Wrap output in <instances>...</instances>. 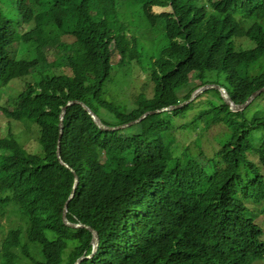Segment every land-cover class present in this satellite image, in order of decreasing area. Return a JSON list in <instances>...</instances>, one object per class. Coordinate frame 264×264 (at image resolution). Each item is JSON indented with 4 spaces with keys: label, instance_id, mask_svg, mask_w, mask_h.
<instances>
[{
    "label": "trees",
    "instance_id": "obj_1",
    "mask_svg": "<svg viewBox=\"0 0 264 264\" xmlns=\"http://www.w3.org/2000/svg\"><path fill=\"white\" fill-rule=\"evenodd\" d=\"M121 1L139 4L148 25H162L166 39L149 57L153 98L144 100L148 105L139 100L129 113L103 98L115 54L120 65L128 56L140 62L144 55L129 29L116 22ZM155 7L163 11L155 13ZM15 10V20L0 11V89L15 79L44 76L0 112L8 121L34 123L42 152L28 150L9 129L0 136V207L25 220L26 238L41 259L22 243L23 231L15 229L2 242L0 264H20L16 250L34 264H75L93 252V245L89 231L70 229L62 220L74 184L73 173L58 159L64 105L82 101L99 117L102 111L112 115L100 117L106 125L127 124L169 107L166 100L192 72L224 73L232 97L244 103L264 86V73L248 70L264 59V0H18ZM245 23L252 26L245 29ZM241 40L253 48H241ZM59 46L67 52L59 66L70 75L45 72L47 51ZM25 49L36 58H20ZM222 98V104L195 118L208 117L209 125L220 122L231 130L211 159V171L194 159H175L160 137L102 131L81 105L68 108L61 157L79 185L67 218L95 230L100 242L94 257L81 264L264 261V226L250 208L264 207V139L259 146L251 142L254 130L264 129V114L248 119L246 110L233 112Z\"/></svg>",
    "mask_w": 264,
    "mask_h": 264
},
{
    "label": "rangeland",
    "instance_id": "obj_2",
    "mask_svg": "<svg viewBox=\"0 0 264 264\" xmlns=\"http://www.w3.org/2000/svg\"><path fill=\"white\" fill-rule=\"evenodd\" d=\"M16 2H18V0H4L0 3V11L4 17L15 20ZM153 11L155 13H161L163 9L155 7ZM115 13V19L118 25L120 27L123 25L129 29V36H133L138 40L139 48L144 55L140 62L128 56L124 64L120 65L118 63L120 57L118 54H115L112 77L105 83L103 98L114 102L121 108L123 113H129L136 105L138 108L139 100L144 105H148L144 100L150 101L153 98L155 84L148 78V73L151 71V59L149 57L153 54H157L161 48L166 45V39L164 37V28L162 25L159 24L155 29H152L148 25L139 4L121 1ZM251 26L252 23H245V29H249ZM35 27V23L31 27L26 26V31H30ZM67 42L72 43L73 40L68 39ZM240 47L246 50L252 49L253 44L246 40H241ZM61 48V46L58 48L53 47L47 51V66L49 67L45 65V67H47L46 73L53 74L56 72V74L70 75L69 69L59 66L61 57L67 54V52ZM21 52L19 57L22 59L36 58V56L32 52L29 53L27 49L21 50ZM48 68L51 70L48 71ZM248 70L251 75L264 73V59L257 62ZM248 70L243 68L242 74L247 76ZM43 76L44 75L39 72L26 78L15 79L8 86L1 88L0 107L10 103L23 93L29 83L42 80ZM209 85H222L227 87L230 84L224 73L207 72L203 75H199L197 72H192L189 74L187 82L179 89L173 91V95L169 96L166 103H168L169 107L170 105L181 104L186 100L185 97L191 89L203 88ZM140 95L144 98L140 99ZM222 97L223 95L219 89L208 88L188 103L189 105L186 110H182V108L177 114H175V112L179 110L150 116L140 123L122 130V135L125 137L140 135L148 140L160 137L170 147L175 159L181 158L183 159L182 161H186L188 158L194 159L208 171H211V165H213L211 159L216 157V152L229 140L231 137V130L220 122L209 125L210 118L208 117L198 122H195V118L200 111L222 104L224 102ZM262 114H264V92L259 95L245 111V116L248 119ZM111 116H108L107 113L103 111L100 113V117L105 120L107 117L111 119ZM33 124L30 122L8 121L3 113L0 112V136L5 135L9 129L14 133L16 139L28 150L34 153H41L42 147L38 141V130ZM263 139L264 129L260 128L254 130L251 135L252 144L254 146H259L263 142ZM250 208L256 216L257 221L264 226V218L262 215L264 207L250 204ZM27 227L28 225H26L25 220L19 214L11 213L9 209L0 207V253H2V242L7 234L10 230L16 229L23 231L22 243L30 248V252L37 255H34V257L41 259L38 255V248L29 243L26 238ZM16 254L19 256L20 264H34L24 257L20 251L16 250ZM258 264H264V261Z\"/></svg>",
    "mask_w": 264,
    "mask_h": 264
},
{
    "label": "water",
    "instance_id": "obj_3",
    "mask_svg": "<svg viewBox=\"0 0 264 264\" xmlns=\"http://www.w3.org/2000/svg\"><path fill=\"white\" fill-rule=\"evenodd\" d=\"M208 88H217L221 91L224 100L226 101V103L229 105L230 109L233 112H244L245 110L248 109L249 105H251L253 103V101L264 92V86L261 88H258L257 90L253 91L249 96L248 99L244 102V103H237L234 98L232 97L230 91L228 90L227 87L225 86H216V85H209L203 88H196L194 90V92L192 93V95L186 99L183 103L178 104V105H170V107H165V108H161L158 110H154V111H148L145 114H143L141 117H139L138 119L131 121L127 124H123V125H119V126H108L106 125L102 119L92 110L88 107V105L85 102L82 101H69L66 105H64V107L61 110L60 113V117H59V139H58V145H57V150H58V159L60 161V163L62 165H64L67 169H69L73 175H74V184H73V188L71 191V194L68 198V201L66 202L65 206H64V210H63V216H62V220L63 223L66 227L70 228V229H85L87 231H89L92 234V245H93V252L88 255V256H82L81 258H79L77 260V262L75 264H81L85 259H92L94 257V255L97 253L98 251V247H99V236L98 233L91 229L90 227L84 226V225H80V224H72L71 222H69L68 218H67V214H68V206L69 204L72 202L73 198L75 197L76 194V190L78 188L79 185V177L76 174V172L68 165L66 164L61 157V140H62V136L64 133V119H65V115L66 112L68 110L69 107H72V105L74 104H79L81 105V107L88 113V115L92 118L93 122L96 124V126L102 130V131H107V132H113V131H121L124 129H127L137 123H140L141 121H143L144 119H146L149 116L152 115H157V114H162L164 112H173L176 110H180L183 107H185V105H187L188 103H190L192 100H194L201 92H204L205 90H207Z\"/></svg>",
    "mask_w": 264,
    "mask_h": 264
},
{
    "label": "bare ground",
    "instance_id": "obj_4",
    "mask_svg": "<svg viewBox=\"0 0 264 264\" xmlns=\"http://www.w3.org/2000/svg\"><path fill=\"white\" fill-rule=\"evenodd\" d=\"M206 91V90H205Z\"/></svg>",
    "mask_w": 264,
    "mask_h": 264
}]
</instances>
